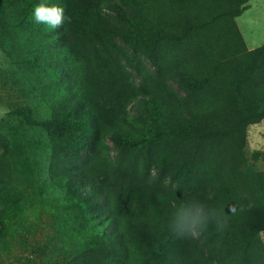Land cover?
<instances>
[{"label":"rangeland","instance_id":"rangeland-1","mask_svg":"<svg viewBox=\"0 0 264 264\" xmlns=\"http://www.w3.org/2000/svg\"><path fill=\"white\" fill-rule=\"evenodd\" d=\"M41 2L0 0V264H264V0ZM192 200L226 227L178 238Z\"/></svg>","mask_w":264,"mask_h":264},{"label":"clouds","instance_id":"clouds-1","mask_svg":"<svg viewBox=\"0 0 264 264\" xmlns=\"http://www.w3.org/2000/svg\"><path fill=\"white\" fill-rule=\"evenodd\" d=\"M32 16L35 23L45 24L53 30L62 26L66 19L63 7L48 5L43 0L34 6ZM210 222H215L217 230L220 231L226 227V221H221L214 209L192 200L182 202L177 207L172 215L170 228L178 238H183L189 234L206 230Z\"/></svg>","mask_w":264,"mask_h":264},{"label":"trees","instance_id":"trees-1","mask_svg":"<svg viewBox=\"0 0 264 264\" xmlns=\"http://www.w3.org/2000/svg\"><path fill=\"white\" fill-rule=\"evenodd\" d=\"M86 6L85 4H79ZM66 18L73 19L72 15L68 13L66 9L64 11ZM69 27V26H68ZM113 144H117L116 139L112 136L110 137ZM72 192L74 196L78 199V203L84 205V209L88 211V214L92 216L97 222H101V217L99 211L104 207L106 203H109L108 197H111V192L105 190L102 186V181L93 179L85 180L84 178H79L75 180V183L72 185ZM126 202L125 194L117 195V203L123 205ZM106 220L110 221L112 218L104 215L102 216ZM110 228L108 224H105L101 236L106 238L108 236Z\"/></svg>","mask_w":264,"mask_h":264}]
</instances>
